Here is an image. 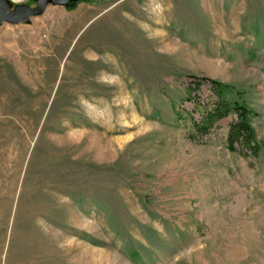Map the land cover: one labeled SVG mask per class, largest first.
Wrapping results in <instances>:
<instances>
[{"label": "rangeland", "instance_id": "374dc122", "mask_svg": "<svg viewBox=\"0 0 264 264\" xmlns=\"http://www.w3.org/2000/svg\"><path fill=\"white\" fill-rule=\"evenodd\" d=\"M0 5V264H264V0Z\"/></svg>", "mask_w": 264, "mask_h": 264}, {"label": "trees", "instance_id": "16d2710c", "mask_svg": "<svg viewBox=\"0 0 264 264\" xmlns=\"http://www.w3.org/2000/svg\"><path fill=\"white\" fill-rule=\"evenodd\" d=\"M209 83L217 99H214L210 107L205 109V115H202L198 121H193L196 133H208L215 121L227 117L229 113L233 112L237 116L232 122H229L226 147L231 151L238 150L246 155L258 156L259 141L255 136V128L251 124V117L256 114V111L248 107L243 101L230 100L226 95V88L229 87V84L215 80V78L209 79ZM197 87H200V85L198 84Z\"/></svg>", "mask_w": 264, "mask_h": 264}, {"label": "water", "instance_id": "95a60500", "mask_svg": "<svg viewBox=\"0 0 264 264\" xmlns=\"http://www.w3.org/2000/svg\"><path fill=\"white\" fill-rule=\"evenodd\" d=\"M35 12L37 13L38 11H32V9H21L15 11L14 13H10L0 5V23L4 21L5 23L15 24V22L23 20L30 14H35Z\"/></svg>", "mask_w": 264, "mask_h": 264}]
</instances>
